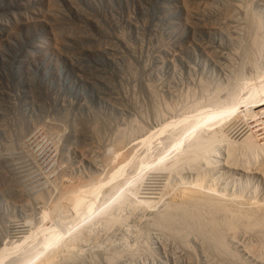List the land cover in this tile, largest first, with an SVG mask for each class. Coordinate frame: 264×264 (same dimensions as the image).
Masks as SVG:
<instances>
[{
    "label": "rangeland",
    "instance_id": "374dc122",
    "mask_svg": "<svg viewBox=\"0 0 264 264\" xmlns=\"http://www.w3.org/2000/svg\"><path fill=\"white\" fill-rule=\"evenodd\" d=\"M190 188L222 248L170 207ZM1 248L264 264V0H0Z\"/></svg>",
    "mask_w": 264,
    "mask_h": 264
},
{
    "label": "bare ground",
    "instance_id": "6f19581e",
    "mask_svg": "<svg viewBox=\"0 0 264 264\" xmlns=\"http://www.w3.org/2000/svg\"><path fill=\"white\" fill-rule=\"evenodd\" d=\"M253 41H254V39H253ZM258 43V42H257ZM258 92V91H257ZM257 92H254V95H256L257 94ZM216 115V114H215ZM218 116V115H217ZM212 117H214V114H210V115H207L206 117H205V119H209L208 121H210V119L212 118ZM214 119V118H213ZM204 120V119H203ZM207 121V120H206ZM202 124V123H201ZM189 136V135H188ZM187 137V136H186ZM183 140H184V138H183ZM179 141V140H178ZM177 143V142H176ZM180 143V142H179ZM178 146H180V145H178ZM180 156H182V155H180ZM123 185V184H122ZM194 188V187H193ZM193 188H190L191 190H189V189H187V190H180V191H182L180 194H179V197H176V199L178 200L177 202L175 201V202H173L172 204H170V207L171 208H178L179 209V212H182L183 211V214H185L186 215V218L187 217H191V219L193 220V219H195V221H194V223H195V225H197V227L199 228V230L203 233V234H205V236H207V238L214 244V245H216V246H219V247H221L222 248V246H223V244H222V242H223V239H224V237H223V229H225V228H228L230 231H231V229H233L234 227H233V225H235V222L234 221H232V219L230 220H225L224 222L222 221H220V220H218V219H215L216 217L214 216V214H213V210L211 211L210 210V212H209V218H208V216H207V219L208 220H206L205 221V219H204V221L201 219L200 221H199V215H200V213H199V209H200V206H199V202H198V198H200L199 196H203V195H205L203 192H200V193H203V195H201L198 191H196L197 189H194L193 190ZM186 189V188H185ZM32 191V190H31ZM124 189L122 188V186L120 187V188H118V191L116 192V197H114V199H113V197H112V202L114 201H117V200H120V198L124 195ZM30 194V193H29ZM199 195V196H198ZM207 195V196H206ZM204 197L205 198H207V197H209L210 199H211V196L209 195L208 196V194H206ZM196 196H198V198L196 197ZM171 197V196H170ZM213 197V196H212ZM175 199V198H174ZM175 199V200H176ZM197 199V200H196ZM201 200H199L200 202L202 201V198H200ZM204 199V198H203ZM110 200H111V198H110ZM206 200H208V198L206 199ZM167 201V200H166ZM170 201H171V199H170ZM174 201V200H173ZM215 201V200H214ZM111 202V201H110ZM168 202V201H167ZM204 202V201H203ZM203 202L201 203V206L203 205ZM208 202V201H207ZM109 203V202H108ZM111 204V203H110ZM209 205V204H208ZM110 205H106L105 207H103L100 211H101V214H102V212H103V210H107L108 209V207H109ZM205 206V205H204ZM203 206V207H204ZM240 206V205H239ZM117 207V206H116ZM170 207H168L169 209H170ZM213 207H215V206H213ZM74 209H75V207H74ZM208 209V208H207ZM214 209V208H213ZM76 210V209H75ZM182 210V211H181ZM203 210V209H202ZM91 211H93V209H92V207H89V209H88V211L86 212L87 214H86V217H84L83 218V221L85 220V218H88L90 215H91ZM167 211V210H166ZM76 212H78V211H76ZM202 212V211H201ZM234 212V211H233ZM165 213H169L168 211L167 212H165ZM44 214V213H43ZM172 214V213H171ZM204 214V213H203ZM234 214H236V213H234ZM77 215V214H76ZM79 215V214H78ZM165 215V214H164ZM170 215V213L168 214V216L166 217V216H164V217H166L167 218V220H168V218L169 217H171V216H169ZM177 215V214H176ZM184 215V216H185ZM75 216V215H74ZM80 216V215H79ZM181 216H182V214H181ZM201 216H202V214H201ZM204 216H205V214H204ZM83 217V216H82ZM164 217H163V219H164ZM75 218H76V216H75ZM165 218V219H166ZM185 218V217H184ZM205 218V217H204ZM229 218V217H228ZM77 219V218H76ZM79 219H80V217H79ZM169 219H173V218H169ZM175 219H177V218H175ZM188 219V218H187ZM76 221V220H75ZM177 221V220H176ZM189 221V220H188ZM80 222H82L81 220L79 221V224H80ZM22 223V222H21ZM77 223V222H76ZM75 223V224H76ZM193 223V224H194ZM260 223V222H259ZM262 223V222H261ZM14 224V223H13ZM27 224V223H26ZM25 224V225H26ZM74 224V225H75ZM15 225V224H14ZM17 225V224H16ZM19 225H22V224H19ZM262 225V224H261ZM260 225V226H261ZM13 227H15V226H13ZM72 227V226H71ZM23 228V227H22ZM15 229H17V228H15ZM19 229H21V228H19ZM25 229V228H24ZM229 230H227L228 232H229ZM24 231V230H23ZM16 232V231H15ZM26 232V231H25ZM232 233H233V230H232ZM11 234V233H10ZM16 234V233H15ZM18 234V233H17ZM16 234V235H17ZM72 235H71V238H73L74 237V234L73 233H71ZM20 235V237L22 236L21 235V233L19 234ZM9 236H11V235H9ZM232 236H234V235H232ZM231 236V237H232ZM8 238V237H7ZM16 238H18V236L16 237ZM22 238V237H21ZM20 238V239H21ZM19 239V238H18ZM5 252H4V248H1L0 249V256H3L2 254H4ZM0 263H1V260H0Z\"/></svg>",
    "mask_w": 264,
    "mask_h": 264
}]
</instances>
